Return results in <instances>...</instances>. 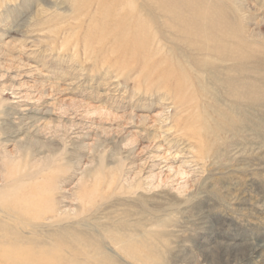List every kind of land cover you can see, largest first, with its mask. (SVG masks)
Segmentation results:
<instances>
[{
	"label": "rangeland",
	"instance_id": "374dc122",
	"mask_svg": "<svg viewBox=\"0 0 264 264\" xmlns=\"http://www.w3.org/2000/svg\"><path fill=\"white\" fill-rule=\"evenodd\" d=\"M0 252L264 264V0H0Z\"/></svg>",
	"mask_w": 264,
	"mask_h": 264
},
{
	"label": "bare ground",
	"instance_id": "6f19581e",
	"mask_svg": "<svg viewBox=\"0 0 264 264\" xmlns=\"http://www.w3.org/2000/svg\"><path fill=\"white\" fill-rule=\"evenodd\" d=\"M71 64V63H70ZM230 84V83H229ZM244 89V88H243ZM1 253V252H0ZM1 264V263H0Z\"/></svg>",
	"mask_w": 264,
	"mask_h": 264
}]
</instances>
